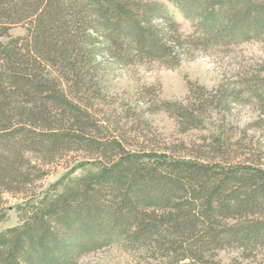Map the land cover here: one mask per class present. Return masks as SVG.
Returning a JSON list of instances; mask_svg holds the SVG:
<instances>
[{
  "label": "trees",
  "instance_id": "1",
  "mask_svg": "<svg viewBox=\"0 0 264 264\" xmlns=\"http://www.w3.org/2000/svg\"><path fill=\"white\" fill-rule=\"evenodd\" d=\"M168 1L190 32L159 0H0V222L3 194L26 192L45 165L81 151L89 165L17 205L0 264H85L114 244L139 252L136 264H242L219 251L264 249L263 166L128 149L93 112L114 66L173 68L188 50L264 39V0ZM202 91L160 108L198 127L212 101Z\"/></svg>",
  "mask_w": 264,
  "mask_h": 264
},
{
  "label": "rangeland",
  "instance_id": "2",
  "mask_svg": "<svg viewBox=\"0 0 264 264\" xmlns=\"http://www.w3.org/2000/svg\"><path fill=\"white\" fill-rule=\"evenodd\" d=\"M159 1L168 5L184 32L192 30V22L170 1ZM12 33L23 35L26 29L17 26ZM101 85V96L92 100L93 112L128 149L251 161L264 167V39L188 50L173 68L149 60L114 66ZM198 90L212 98L198 127H188L160 108L165 101L198 104L202 100ZM86 160L84 152H72L45 165L46 174L26 192L4 193L1 209L6 219L0 222V230L20 224L17 205L35 200L56 183L61 189L89 167ZM139 256L114 244L82 261L136 264ZM219 257L226 263L238 259L242 264H264V249L246 259L240 250L226 248Z\"/></svg>",
  "mask_w": 264,
  "mask_h": 264
}]
</instances>
